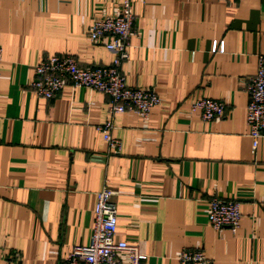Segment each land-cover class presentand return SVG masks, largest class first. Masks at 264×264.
<instances>
[{
  "label": "crops",
  "instance_id": "1",
  "mask_svg": "<svg viewBox=\"0 0 264 264\" xmlns=\"http://www.w3.org/2000/svg\"><path fill=\"white\" fill-rule=\"evenodd\" d=\"M121 1L0 0V264H59L86 246L104 185L117 193L114 240L136 245L141 264H178L185 249L210 264H264V139L252 153L244 91L264 56V0H132L121 72L161 103L146 119L113 117L114 155L96 129L106 95L66 87L47 101L29 85L49 56L108 66L113 55L88 33ZM202 98L224 116L192 113ZM212 199L240 203L235 233L208 224Z\"/></svg>",
  "mask_w": 264,
  "mask_h": 264
},
{
  "label": "built area",
  "instance_id": "2",
  "mask_svg": "<svg viewBox=\"0 0 264 264\" xmlns=\"http://www.w3.org/2000/svg\"><path fill=\"white\" fill-rule=\"evenodd\" d=\"M134 17L132 0H122L116 16L93 20L88 41L92 45L104 46L113 55L108 66L82 67L71 56H49L33 67L34 78L29 85L37 97L47 101L57 98L66 87L106 95L109 119L96 129L101 133L108 152L114 155L120 153L121 143L111 135L113 117L134 113L146 119L150 111L161 103L152 91L127 87L121 72L122 64L129 58L128 39L134 33ZM212 52L222 53V43L213 42ZM1 61L0 47V64ZM244 91L248 97L245 121L251 152L254 153L259 141L264 139V56H258L256 72L247 79ZM190 111L198 112L202 121L211 122L224 116L225 105L210 99H195ZM116 194L107 185L96 194L89 243L73 247L59 264H141L146 259L136 245L114 240L117 207L113 198ZM206 218L215 231L228 228L235 233L241 219L240 203L234 199H212L207 205ZM178 264H210V261L200 249H185L178 257Z\"/></svg>",
  "mask_w": 264,
  "mask_h": 264
}]
</instances>
